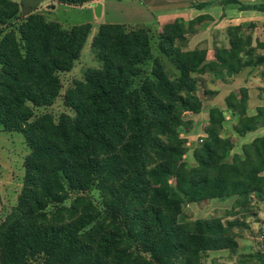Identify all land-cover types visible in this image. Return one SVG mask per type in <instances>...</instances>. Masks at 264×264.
I'll list each match as a JSON object with an SVG mask.
<instances>
[{
	"label": "trees",
	"instance_id": "trees-1",
	"mask_svg": "<svg viewBox=\"0 0 264 264\" xmlns=\"http://www.w3.org/2000/svg\"><path fill=\"white\" fill-rule=\"evenodd\" d=\"M38 1L80 7L92 0ZM214 3L264 12V2ZM19 16L18 3L0 0V127L21 134L28 148L16 205L0 220V264H203L207 253L235 251L237 222L190 220L183 208L264 200V136L243 147L244 160L225 163L234 139L212 121L191 167L181 120L202 109L200 76L230 78L254 64L250 38L230 36L207 61L205 50L180 48L184 33L174 23L156 38L144 28L102 24L90 45L99 67L74 80L62 100L72 116L55 120L34 109L57 100L59 75L79 60L91 25ZM247 102L245 89L225 98L237 120L234 137L264 126V105L248 116ZM257 259L264 264V250Z\"/></svg>",
	"mask_w": 264,
	"mask_h": 264
},
{
	"label": "crops",
	"instance_id": "crops-1",
	"mask_svg": "<svg viewBox=\"0 0 264 264\" xmlns=\"http://www.w3.org/2000/svg\"><path fill=\"white\" fill-rule=\"evenodd\" d=\"M218 1L220 0H133L135 3L133 4V13L139 14V18L129 22L109 23L123 25L127 28H144L154 38L161 32L165 24L174 23L177 25L178 30L184 33L182 39L178 42L180 48L183 51L205 50L207 61L214 60L218 49L229 46L230 36H247L250 38L251 48L254 52V64L252 66L244 68L230 78L226 77L224 73H206L199 77L197 95L202 103V109L197 114H184L181 120L182 136L187 140L184 161L191 167L196 166L193 151L199 147V140L206 135L204 129L212 121L222 124L224 137L228 136L234 139L233 149L224 160L225 163H231L233 156H238L241 160H244L243 147L249 145L255 138L264 136V134H261L264 133V126H261L254 132L234 137L232 128L237 120L225 105V98L231 93L238 96L240 89H245L248 94V116L254 115L256 109L264 105L261 91L264 89V12L239 11L231 7L222 8L219 4L214 3ZM238 1L244 5H260L264 2V0ZM192 2L196 4H213L209 7L197 9L192 5ZM17 3L20 6V14L24 12L23 18L33 12L44 15L48 12L47 9L53 5L85 9L90 18L87 24L91 25L88 37L97 33V31H94L93 25L97 24L96 21L103 16L100 0H92L80 7L58 3L52 4L48 1L41 2L38 0H21ZM197 19L199 20L196 21ZM69 27L71 26L68 25L64 28ZM245 199V203L243 197H231L224 200L215 199L199 204H189L187 207L199 206L204 213V208H202L204 205L209 208V213H215V218L219 219L222 218L220 213H225L226 210H241L248 220L251 216L249 211L256 210V206L261 208L260 203L263 204L264 200L254 195H249ZM209 219H213V217L204 216L201 218V220ZM237 226H240V224H237Z\"/></svg>",
	"mask_w": 264,
	"mask_h": 264
},
{
	"label": "rangeland",
	"instance_id": "rangeland-1",
	"mask_svg": "<svg viewBox=\"0 0 264 264\" xmlns=\"http://www.w3.org/2000/svg\"><path fill=\"white\" fill-rule=\"evenodd\" d=\"M12 1L17 3L21 0ZM100 2L103 16L96 21L97 24L93 25L94 31H97L99 25L102 24L129 22L139 18V14L133 13V4H135L133 0H100ZM47 10L48 12L44 14L46 21L57 22L63 27L87 24L90 21L85 9L60 5ZM23 15L24 12L20 14V20L23 19ZM93 36L94 34L88 37L73 69L69 73L59 75L62 88L57 100L49 108L34 109L35 117L44 113L51 114L55 120L62 113L72 116V112L63 104V96L67 89L72 86L74 80L83 79L84 72L88 68L99 67L90 49ZM27 154L28 148L23 136L19 133L6 132L0 127V220L16 205L22 186L23 161ZM260 204L261 208L256 206V210L249 211L251 216L248 220L241 210L229 209L225 213H220L223 221L240 224V226L236 225L232 228V233L236 237L237 248L235 251L224 250L207 253L203 264H261L257 259V254L264 250V203ZM202 208H204V213L199 206H185L183 211L190 220H198L204 216L215 218L216 214L209 213L208 207L203 205Z\"/></svg>",
	"mask_w": 264,
	"mask_h": 264
},
{
	"label": "built area",
	"instance_id": "built-area-1",
	"mask_svg": "<svg viewBox=\"0 0 264 264\" xmlns=\"http://www.w3.org/2000/svg\"><path fill=\"white\" fill-rule=\"evenodd\" d=\"M206 137V135H204V137L202 139L199 140V143L201 144L203 139Z\"/></svg>",
	"mask_w": 264,
	"mask_h": 264
},
{
	"label": "water",
	"instance_id": "water-1",
	"mask_svg": "<svg viewBox=\"0 0 264 264\" xmlns=\"http://www.w3.org/2000/svg\"><path fill=\"white\" fill-rule=\"evenodd\" d=\"M51 8L53 9V8H54V6H51Z\"/></svg>",
	"mask_w": 264,
	"mask_h": 264
}]
</instances>
